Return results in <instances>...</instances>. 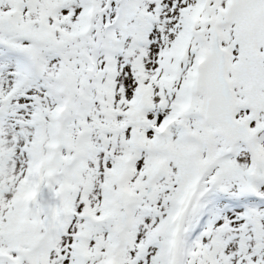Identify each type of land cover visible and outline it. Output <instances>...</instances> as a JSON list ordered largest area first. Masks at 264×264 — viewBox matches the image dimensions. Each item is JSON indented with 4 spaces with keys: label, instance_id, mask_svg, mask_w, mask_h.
Wrapping results in <instances>:
<instances>
[{
    "label": "snow or ice",
    "instance_id": "snow-or-ice-1",
    "mask_svg": "<svg viewBox=\"0 0 264 264\" xmlns=\"http://www.w3.org/2000/svg\"><path fill=\"white\" fill-rule=\"evenodd\" d=\"M0 264H264V0H0Z\"/></svg>",
    "mask_w": 264,
    "mask_h": 264
}]
</instances>
